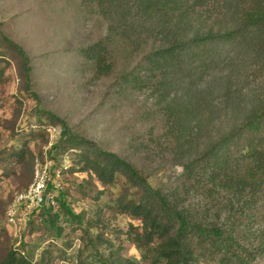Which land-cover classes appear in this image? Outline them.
<instances>
[{
    "label": "trees",
    "instance_id": "1",
    "mask_svg": "<svg viewBox=\"0 0 264 264\" xmlns=\"http://www.w3.org/2000/svg\"><path fill=\"white\" fill-rule=\"evenodd\" d=\"M83 3L97 8L107 31L82 45V59L100 75L122 68L112 98L134 90L149 94L151 106L166 118L155 148L164 146L163 155L179 171L155 184L133 161L42 110L40 117L45 113L62 127L52 150L78 149L82 170L112 188L115 212L140 221L126 232L140 257L114 255L110 248V256L82 260L78 251V264H264V0ZM3 39L6 50L21 56L31 90V58L21 44ZM128 142L141 144L135 137ZM60 194L55 206L33 210L39 217L45 213L58 236L59 213L51 209L62 205L82 220ZM1 264L44 263L19 247Z\"/></svg>",
    "mask_w": 264,
    "mask_h": 264
},
{
    "label": "rangeland",
    "instance_id": "2",
    "mask_svg": "<svg viewBox=\"0 0 264 264\" xmlns=\"http://www.w3.org/2000/svg\"><path fill=\"white\" fill-rule=\"evenodd\" d=\"M106 31V20L83 0H0V53H5L0 55V264L19 247L44 264H78V251L82 260L98 261L100 255L110 256V248L114 255L140 257L126 233L130 223L140 221L115 212L112 188L82 170L78 149L60 145L52 150L62 127L39 114L53 111L74 132L136 163L155 184L173 179L179 169L163 155L164 146L155 148L166 118L151 106L149 94L134 90L112 98L122 68L100 75L82 59V45L105 37ZM4 36L21 44L31 58V90L26 88L21 56L6 50ZM202 118L208 125L210 119ZM130 137L141 144L134 147ZM37 160L55 161L61 171L55 178L61 185L57 193H64L60 200L82 219L72 218L62 205L51 209L59 213L62 236L44 212L39 217L22 210L15 223L8 219L15 195L33 181Z\"/></svg>",
    "mask_w": 264,
    "mask_h": 264
},
{
    "label": "built area",
    "instance_id": "3",
    "mask_svg": "<svg viewBox=\"0 0 264 264\" xmlns=\"http://www.w3.org/2000/svg\"><path fill=\"white\" fill-rule=\"evenodd\" d=\"M54 161L45 162L37 160L34 170L33 181L26 190L18 192L13 202L9 205L8 219L15 223L16 217L21 211L40 209L43 205L55 206L57 191L60 184L56 181V175L60 170L54 169Z\"/></svg>",
    "mask_w": 264,
    "mask_h": 264
}]
</instances>
